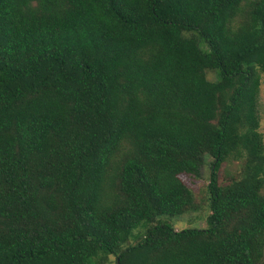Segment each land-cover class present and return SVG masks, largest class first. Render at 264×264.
I'll use <instances>...</instances> for the list:
<instances>
[{
    "label": "trees",
    "instance_id": "16d2710c",
    "mask_svg": "<svg viewBox=\"0 0 264 264\" xmlns=\"http://www.w3.org/2000/svg\"><path fill=\"white\" fill-rule=\"evenodd\" d=\"M242 2L0 0V264L261 261L264 0L234 29ZM240 149L254 169L223 187ZM206 156V227L157 223L118 252L192 205L180 175Z\"/></svg>",
    "mask_w": 264,
    "mask_h": 264
},
{
    "label": "rangeland",
    "instance_id": "374dc122",
    "mask_svg": "<svg viewBox=\"0 0 264 264\" xmlns=\"http://www.w3.org/2000/svg\"><path fill=\"white\" fill-rule=\"evenodd\" d=\"M257 0H243L241 4L242 12L235 18L233 28L236 29L244 20H247L248 13L252 5ZM187 35H197L187 33ZM199 46L206 50L207 46L202 40H199ZM206 78L215 81L218 78L216 70L207 69L205 71ZM257 111L259 117L258 132L261 136V142L264 145V74L260 73V87L258 91ZM127 150V145H124L116 155L119 161L124 156ZM264 158V150H263ZM210 160L211 157H205L204 167L200 176L192 174H181L180 177L184 183L192 190L194 200L191 206L181 215L171 217L166 214H159L150 220L143 221L136 229L132 230L131 234L125 238L119 245L118 252L129 245L140 242L146 233V230L157 223H170L175 229L179 230L185 227H206V218L210 214V199H209V181H210ZM264 162V159H263ZM255 164L250 163V156L248 151L240 149L239 155H231L222 164L219 172V181L221 186L226 187L245 179L251 170L254 169ZM252 169H251V168ZM263 172L261 178L264 179V163L262 164ZM261 195L264 196V186L261 190ZM99 258V257H98ZM98 264H115V257L111 254L104 258L100 257ZM258 264H264V249L261 261Z\"/></svg>",
    "mask_w": 264,
    "mask_h": 264
}]
</instances>
